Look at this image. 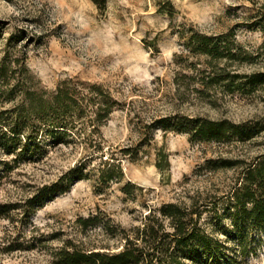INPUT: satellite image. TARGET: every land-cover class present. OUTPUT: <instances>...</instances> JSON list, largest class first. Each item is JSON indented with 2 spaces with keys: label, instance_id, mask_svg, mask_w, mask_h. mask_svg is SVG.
<instances>
[{
  "label": "rangeland",
  "instance_id": "rangeland-1",
  "mask_svg": "<svg viewBox=\"0 0 264 264\" xmlns=\"http://www.w3.org/2000/svg\"><path fill=\"white\" fill-rule=\"evenodd\" d=\"M260 25L264 0H106L103 7L92 0H0V60L6 52L22 57L31 91L74 85L84 111L62 142L46 135L9 171L0 161V264H54L68 241L118 251L123 234L171 202H217L201 223L226 244L222 254L234 250L224 196L240 168L223 164L264 152V80L248 81L264 74ZM193 33L236 56L216 60L190 50ZM92 84L113 103L91 125L88 116L101 105ZM160 118L171 128L189 118L228 120L254 136L192 141L162 130ZM108 169L112 178L105 181L100 176ZM253 232L259 242L232 264H264V234Z\"/></svg>",
  "mask_w": 264,
  "mask_h": 264
},
{
  "label": "trees",
  "instance_id": "trees-1",
  "mask_svg": "<svg viewBox=\"0 0 264 264\" xmlns=\"http://www.w3.org/2000/svg\"><path fill=\"white\" fill-rule=\"evenodd\" d=\"M92 2L103 7L106 0ZM259 27L264 31L262 25ZM190 38L193 42H186L190 50L208 55L211 59L229 60L236 56L231 50L224 54L225 46H220L217 40L206 35L193 33ZM26 77L25 60L6 52L0 60V100L1 103H12V106L0 104V151L8 157L0 161L5 171L19 167L25 151L39 148L46 135L54 137L57 143L62 142L64 135L73 134L70 127L82 123L84 111L79 103L82 97L79 98L74 85L64 83L53 93L36 92L24 86L23 79ZM215 77L212 75L208 79L216 81ZM263 80V73L248 76L249 83ZM90 89V93L100 96L101 103L100 107L93 110V118L88 116L92 125L105 117L113 101L98 85L92 84ZM18 110L23 112L19 113ZM189 119L188 124H174L176 126L172 128L167 118H160L156 123L162 130L170 127L185 132L192 141L223 142L235 139L244 142L254 136V132L245 128L243 123ZM123 153H130V149L126 148ZM224 163V167L240 168L235 183L224 196L227 203L224 214L229 216L232 227L226 239L236 238V248L227 252L230 256L222 254L226 244L213 238L201 223L203 213L210 210L215 212L217 202L211 207L171 202L148 211L140 227H134L131 233L123 234V242L118 251L86 249L68 241L55 252L54 264H187L186 260L195 264H232L238 255L245 257L249 247L253 250V246L260 240L253 230L264 234V152L249 161L236 159ZM106 173L107 176L101 172V179L112 178L110 169ZM127 187L128 184L125 189ZM223 232L225 234L226 230Z\"/></svg>",
  "mask_w": 264,
  "mask_h": 264
}]
</instances>
